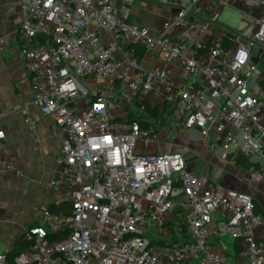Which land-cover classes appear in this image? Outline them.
Segmentation results:
<instances>
[{
    "label": "built area",
    "instance_id": "1",
    "mask_svg": "<svg viewBox=\"0 0 264 264\" xmlns=\"http://www.w3.org/2000/svg\"><path fill=\"white\" fill-rule=\"evenodd\" d=\"M10 1L33 102L60 127L49 185L70 208L45 205L0 264H230L225 236L240 246L237 264H264L253 194L194 171L186 147L163 150L157 126L169 114L212 138L221 159L264 162V0H215L210 16L203 0H160L174 7L160 33L122 16L117 0ZM233 2L242 28L219 18ZM25 123L39 141L37 121ZM11 172L23 173L0 128V174Z\"/></svg>",
    "mask_w": 264,
    "mask_h": 264
},
{
    "label": "crops",
    "instance_id": "2",
    "mask_svg": "<svg viewBox=\"0 0 264 264\" xmlns=\"http://www.w3.org/2000/svg\"><path fill=\"white\" fill-rule=\"evenodd\" d=\"M204 4L208 7L206 14L209 16L218 7L215 0H203ZM229 6L241 8L239 2ZM117 7L122 16L137 25L149 27L155 33L162 31L164 20L174 12L173 6L160 0H132L129 3L117 0ZM19 27L20 17L11 1L0 0V36L4 38V43L0 44V128L7 134L9 156L23 172L21 175L13 172L0 174V253L10 254H17L24 247L21 245V236L27 226L39 221L42 208L62 200L61 193L49 185L61 155L60 127L53 117L44 116L33 102L30 73L18 35ZM115 55L122 56L121 48L116 49ZM128 110L130 118L139 113L137 106L129 107ZM151 113L154 116L155 112ZM26 117L37 121L39 141L31 136L25 123ZM183 130L189 136L200 137L193 130L184 127ZM192 143L195 144L193 150L184 139L181 142L178 139L174 146L182 149L186 147V152L194 153L191 156L188 153L190 168L199 174L209 175L227 188L252 193L256 204L260 207L263 205L264 178L257 170L264 167V162H256L245 156L243 161H239L238 157L242 155L223 160L212 138L210 146H207V138H202L203 146L194 140ZM224 245L230 264L243 260L237 242L228 240Z\"/></svg>",
    "mask_w": 264,
    "mask_h": 264
},
{
    "label": "rangeland",
    "instance_id": "3",
    "mask_svg": "<svg viewBox=\"0 0 264 264\" xmlns=\"http://www.w3.org/2000/svg\"><path fill=\"white\" fill-rule=\"evenodd\" d=\"M219 18L220 20L225 23L226 25H229L233 28H242L246 25V22L245 20L243 19V14H242V11L241 9H237V8H234L232 6H226L223 11L220 13L219 15ZM258 47H256L255 49V54H258L259 53V49H257ZM260 67L261 68H264V56H263V59H261L260 61ZM83 80H85L84 78H82ZM125 86L124 85H119L118 88H117V95H115V98H118V97H121L122 96V93L121 91H125ZM153 123H155L154 121V118H152L151 120ZM163 125L164 127L162 128V125L160 124H157L158 127H160L162 129V133L160 131L159 132V135H160V140L162 139V141L164 142L163 144V150H171L174 148V146L176 145V141L179 139L180 142L184 139V141H186V143L188 144L189 148L190 149H194V146L195 144L192 143L193 140L196 141L197 143L201 144L202 146L204 144H202V138H200L199 136L196 137V136H192L190 134V136L183 130V126L179 125H175L173 126V122L171 120V115L169 114H166V117H165V120L163 121ZM174 131L175 133L173 135H171V131ZM182 130V131H181ZM210 137H207V146H210L211 144H209L210 142ZM212 143V141H211ZM182 147L184 145H181ZM213 151V149H212ZM186 152L184 151L183 152V155L187 158L189 155H193L194 153L191 152ZM196 160V159H194ZM194 160H190V162H193ZM198 173V172H197ZM262 202H264V198L261 199ZM263 205H261V207L264 209V203H262ZM224 240L225 241H228V240H232L233 239L229 236H225L224 237Z\"/></svg>",
    "mask_w": 264,
    "mask_h": 264
},
{
    "label": "trees",
    "instance_id": "4",
    "mask_svg": "<svg viewBox=\"0 0 264 264\" xmlns=\"http://www.w3.org/2000/svg\"><path fill=\"white\" fill-rule=\"evenodd\" d=\"M238 160L243 161L244 156H239ZM50 208L53 211H60V210H64V211L66 210L67 211L70 208V203H69V201L64 200V201H61L59 203H54V204L50 205ZM257 212H262L264 214V209L257 205Z\"/></svg>",
    "mask_w": 264,
    "mask_h": 264
}]
</instances>
